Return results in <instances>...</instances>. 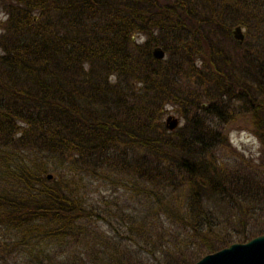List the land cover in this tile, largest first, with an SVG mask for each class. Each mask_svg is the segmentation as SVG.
<instances>
[{
    "label": "trees",
    "instance_id": "1",
    "mask_svg": "<svg viewBox=\"0 0 264 264\" xmlns=\"http://www.w3.org/2000/svg\"><path fill=\"white\" fill-rule=\"evenodd\" d=\"M0 11V264H189L264 232V0Z\"/></svg>",
    "mask_w": 264,
    "mask_h": 264
},
{
    "label": "water",
    "instance_id": "2",
    "mask_svg": "<svg viewBox=\"0 0 264 264\" xmlns=\"http://www.w3.org/2000/svg\"><path fill=\"white\" fill-rule=\"evenodd\" d=\"M234 39L241 42L244 37V27L235 24L231 28ZM151 53L156 58H162L164 51L153 46ZM202 102L201 105H204ZM164 124L168 129L178 125V117L172 113L165 116ZM50 173L46 174L49 178ZM189 264H264V232L256 234L245 241H233L213 251L201 255Z\"/></svg>",
    "mask_w": 264,
    "mask_h": 264
},
{
    "label": "rangeland",
    "instance_id": "3",
    "mask_svg": "<svg viewBox=\"0 0 264 264\" xmlns=\"http://www.w3.org/2000/svg\"><path fill=\"white\" fill-rule=\"evenodd\" d=\"M5 15L0 11V21L3 22ZM141 40V38H140ZM168 113L178 117V124H181L182 118L174 108L166 106V111L163 114V121ZM227 138L232 147L238 152H243L245 155H256L259 149L257 137L252 133L249 123L244 118H239L235 123L229 125L226 130ZM227 152V151H224ZM96 194H107L109 191L101 182H94L91 187Z\"/></svg>",
    "mask_w": 264,
    "mask_h": 264
}]
</instances>
